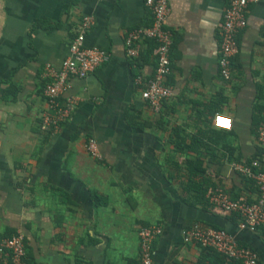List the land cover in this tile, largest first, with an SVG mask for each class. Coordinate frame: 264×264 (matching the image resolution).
<instances>
[{"label": "crops", "instance_id": "0c3cea01", "mask_svg": "<svg viewBox=\"0 0 264 264\" xmlns=\"http://www.w3.org/2000/svg\"><path fill=\"white\" fill-rule=\"evenodd\" d=\"M231 1L170 0L172 96L156 114L142 92L157 69V44L139 41L138 57L129 56L133 36L155 28L146 0H0V244L23 235L27 264H140L141 231L159 227L153 264H218L184 241L201 223L226 227L264 264V225L242 230L210 201L222 189L234 201L257 202V186L235 165L258 159L264 170V118L255 131V116L264 117V0L246 9L228 79L220 32ZM86 16L94 20L86 47L110 59L69 81L63 99L79 105L57 133L43 131L47 67L61 68ZM222 115L234 120L232 130L215 126ZM183 141L195 151H180ZM189 157L206 165L209 203L187 201L175 161Z\"/></svg>", "mask_w": 264, "mask_h": 264}, {"label": "built area", "instance_id": "2783aa9c", "mask_svg": "<svg viewBox=\"0 0 264 264\" xmlns=\"http://www.w3.org/2000/svg\"><path fill=\"white\" fill-rule=\"evenodd\" d=\"M260 0H232L224 11L221 26L220 67L224 77L231 78L233 58L239 52L238 37L247 27L246 9L250 3ZM155 16L154 30H140L133 38L131 58L139 55V41L153 40L157 44V69L153 78L148 82L142 92V99L153 112L158 113L162 104L172 96V89L168 87L167 80L173 73L170 59V41L166 37L165 27L170 15V0H146ZM94 20L90 16L83 18L77 28L76 36L70 44L69 56L64 59L59 70L47 67L49 76L53 82L44 88V96L49 111L43 119L42 130L58 132L71 117L72 112L79 105V99L68 97L63 99V94L69 88L72 78L87 79L105 65L110 56L107 52L99 49L87 48L85 40L88 32L92 29ZM139 42V43H137ZM228 119L229 123L224 126L219 122L220 118ZM218 129L232 130L234 120L229 116H217L214 121ZM56 132V133H57ZM260 138L264 143V127L260 129ZM87 149L93 157H100L99 147L95 141L87 144ZM236 169L245 177L253 180L259 189L260 197L252 204L240 203L230 198L225 190L219 189L210 198L215 208L223 214L238 213L241 215L239 228L242 230L255 229L264 225V170L262 162L255 160L250 164L238 163ZM161 234L159 227H148L141 231L140 260L142 264H153L155 250L152 244ZM183 238L186 243L200 245L202 248L213 249L220 255L228 258L241 260L244 264H259V255L252 249L240 247L230 233L218 231L201 223H195L190 229L185 230ZM0 264H27L26 241L23 235L12 238L0 244Z\"/></svg>", "mask_w": 264, "mask_h": 264}, {"label": "trees", "instance_id": "16d2710c", "mask_svg": "<svg viewBox=\"0 0 264 264\" xmlns=\"http://www.w3.org/2000/svg\"><path fill=\"white\" fill-rule=\"evenodd\" d=\"M144 58H145V56L142 59L140 57L137 61L134 62L136 67H138V68L140 67L141 68L142 66H145V63L147 62L146 60H148L150 57H149V55L146 56L145 63H143L144 65H141L140 61L142 60V62H144ZM170 78H171V76L168 77L167 85H168V87L171 88V86L169 84ZM10 94L13 95V91H10ZM260 97L263 98V96H260ZM260 109H262V108L259 107L258 112H259V114H262L263 111L260 110ZM158 113H156V114H158ZM263 118L264 117H262L261 115H258L257 117L255 116L256 127L258 128V129L255 128V131L259 130V125H261L263 123ZM131 122H132V124L134 126H138L134 122V117L131 118ZM176 131H179V130H176ZM181 133H182L183 138H184V136H185L184 131L181 130ZM179 136L181 137V135H179ZM259 136H260V134H259ZM178 149L180 151L182 150L184 154L185 153L187 154L189 152L195 151V144H187V143H185V141H183V144H178ZM189 158L184 159L182 164H180L179 162L175 161L176 167H178L179 170H182L183 172H185L181 176V178H182L181 181L183 183L184 191L187 194L186 196L188 197L187 201L191 202L192 200H195V196H196L197 200L198 201L200 200L201 203H204V202L205 203H209V201L205 200V199L207 197V194H208L209 190H211L212 187L207 184V182H211V181L208 178L207 173H206L207 172L206 165L200 159L195 160V158H190V159ZM255 160H258V159H250L248 161V163H252ZM244 179L247 182H250V183H252V184H254L256 186V183L253 180H251V179H249L247 177L244 178ZM213 187H215L214 184H213ZM96 198H97V200H99L98 197H96ZM231 216H233V217H231V218L228 217V219L231 220L234 223H236L237 219H239V221L241 220V215L238 214V213H233ZM239 221H238V224H237L238 226L240 225ZM193 225H191V227ZM205 226L213 228V229L218 230V231H224V232L227 231L228 233H230V231H228V229L226 227L222 228V227L210 226V225H205ZM145 228H148V227H145ZM186 228H189V227H186ZM236 241H237V243H238V245L240 247L252 249L254 252L258 253V255H259V264H262L260 253L256 250V248H254V247H252V246H250V245H248L246 243L240 242L238 240H236ZM199 247L206 253V255H205L206 258L205 259H211L213 262H217L218 264H244V262L241 261V260H237L235 258L224 257V256L220 255L219 253H217L216 251H214L213 249L202 248L200 245H199ZM210 257H212V258H210ZM80 264H83V263H80ZM140 264H142L141 260H140Z\"/></svg>", "mask_w": 264, "mask_h": 264}, {"label": "clouds", "instance_id": "9594fccd", "mask_svg": "<svg viewBox=\"0 0 264 264\" xmlns=\"http://www.w3.org/2000/svg\"><path fill=\"white\" fill-rule=\"evenodd\" d=\"M219 122L222 124H226V125L229 123L228 119L223 118V117L220 118Z\"/></svg>", "mask_w": 264, "mask_h": 264}, {"label": "snow or ice", "instance_id": "6c2138e0", "mask_svg": "<svg viewBox=\"0 0 264 264\" xmlns=\"http://www.w3.org/2000/svg\"><path fill=\"white\" fill-rule=\"evenodd\" d=\"M224 126H227L226 124H223Z\"/></svg>", "mask_w": 264, "mask_h": 264}]
</instances>
